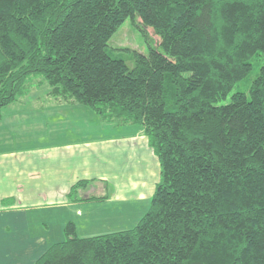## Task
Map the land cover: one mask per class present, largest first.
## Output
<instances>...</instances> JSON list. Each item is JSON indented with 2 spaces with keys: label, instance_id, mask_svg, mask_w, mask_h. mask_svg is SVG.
<instances>
[{
  "label": "trees",
  "instance_id": "1",
  "mask_svg": "<svg viewBox=\"0 0 264 264\" xmlns=\"http://www.w3.org/2000/svg\"><path fill=\"white\" fill-rule=\"evenodd\" d=\"M137 16L160 42L128 65L107 43ZM43 83L139 125L159 180L133 228L78 237L69 221L36 264H264V0H0V116Z\"/></svg>",
  "mask_w": 264,
  "mask_h": 264
},
{
  "label": "crops",
  "instance_id": "2",
  "mask_svg": "<svg viewBox=\"0 0 264 264\" xmlns=\"http://www.w3.org/2000/svg\"><path fill=\"white\" fill-rule=\"evenodd\" d=\"M27 109L0 116V264H36L69 221L78 237L133 228L159 180L142 128L75 103ZM78 181L87 182L82 200L70 201Z\"/></svg>",
  "mask_w": 264,
  "mask_h": 264
},
{
  "label": "rangeland",
  "instance_id": "3",
  "mask_svg": "<svg viewBox=\"0 0 264 264\" xmlns=\"http://www.w3.org/2000/svg\"><path fill=\"white\" fill-rule=\"evenodd\" d=\"M160 38L156 35L153 29L149 26L142 24L140 18L137 16L134 19L127 18L124 22L118 27V29L110 37L107 46L108 52L111 56L115 58L123 59L128 65L132 64L133 54L135 52L141 54H147L149 47H158ZM260 58H257L253 61V69L249 75L247 82H241L238 84L239 90L246 92L248 84L256 76L258 71V63L256 62ZM49 87L46 83H43L40 86L32 85L30 89L20 96L16 101L7 105L2 109V115H4L3 122L6 123L10 121L8 117L17 112L18 117L22 118L24 115L32 113L33 110L27 109L28 106H42V105H67L68 103L64 101H55L50 94H48ZM230 96L228 95L225 101L221 103H226L229 101ZM14 109V112H9L10 109ZM37 109V108H36ZM16 110V111H15ZM19 118L16 120H19ZM1 121V122H2ZM121 124V125H128ZM120 125V124H116ZM5 126V125H3ZM0 126V127H3ZM86 188V187H85ZM89 190V186L87 187ZM86 189V190H87ZM78 196L81 192H85L83 187L77 188ZM84 194V193H83ZM83 196V195H82ZM62 237L64 238V232L62 231Z\"/></svg>",
  "mask_w": 264,
  "mask_h": 264
}]
</instances>
